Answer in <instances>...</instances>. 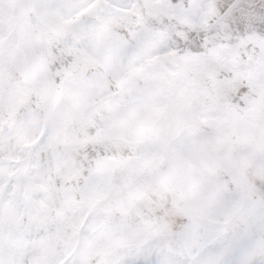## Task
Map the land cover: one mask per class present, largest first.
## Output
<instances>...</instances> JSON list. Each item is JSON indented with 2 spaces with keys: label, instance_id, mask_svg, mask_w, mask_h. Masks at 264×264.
<instances>
[{
  "label": "snow or ice",
  "instance_id": "6c2138e0",
  "mask_svg": "<svg viewBox=\"0 0 264 264\" xmlns=\"http://www.w3.org/2000/svg\"><path fill=\"white\" fill-rule=\"evenodd\" d=\"M0 264H264V0H0Z\"/></svg>",
  "mask_w": 264,
  "mask_h": 264
}]
</instances>
